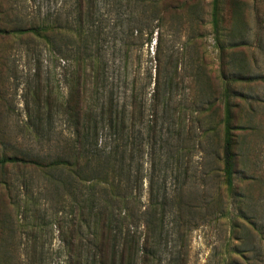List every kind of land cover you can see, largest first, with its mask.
Wrapping results in <instances>:
<instances>
[{
    "label": "rangeland",
    "instance_id": "1",
    "mask_svg": "<svg viewBox=\"0 0 264 264\" xmlns=\"http://www.w3.org/2000/svg\"><path fill=\"white\" fill-rule=\"evenodd\" d=\"M160 1L95 0L86 41L108 89L115 97L125 92V103L133 90L145 109L130 132L135 158L127 163L143 176L140 203L147 204L151 180L158 198L181 197L173 225L196 228L188 242L164 231L161 250L186 251L187 264H264V0H220L217 34L213 0H188L181 14L165 13ZM75 20L74 0H0V159L17 160L0 169V264L66 262L62 235L74 219L75 184L32 162L73 153L63 108L81 45L64 29ZM51 23L60 27L51 43L26 31ZM224 90L240 156L230 198L213 165L222 128L201 135L222 110L199 118L196 112ZM238 209L249 229L234 218ZM232 219L239 226L235 240Z\"/></svg>",
    "mask_w": 264,
    "mask_h": 264
},
{
    "label": "trees",
    "instance_id": "2",
    "mask_svg": "<svg viewBox=\"0 0 264 264\" xmlns=\"http://www.w3.org/2000/svg\"><path fill=\"white\" fill-rule=\"evenodd\" d=\"M74 1L76 20L64 30L67 35L70 32L73 34L81 48L73 59L70 96L63 108L72 131L73 153L68 160L48 164L32 162L43 172L62 171L63 175H67L66 180L75 184L74 219L70 231H64L62 235L65 264H187L186 251H176L174 246L162 251L161 238L168 230L172 237L183 235L188 242L196 225L185 223L174 227L173 224L180 221L176 215L182 209L181 197L158 198L152 180L147 204L140 203L143 176L139 168L127 166V163L131 164L135 158V144L130 132L136 126V121L142 120L145 109L139 106L133 90H129V101L125 103V92L115 97L113 91L108 89L107 78L100 75L99 59L89 55L86 42L89 41V29L96 12L95 0ZM187 1L161 0L160 6L165 13L171 10L181 14ZM219 2L212 1V26L216 34L219 31ZM154 20L161 23L162 18L159 16ZM59 29L56 23H51L26 31L51 43L59 34ZM4 33L0 29V36ZM223 47L219 44L220 50ZM159 95L156 82L154 99H158ZM218 110H222V118L209 124L210 127L201 135L207 137L209 133H217L222 128V146L214 154L213 165L214 172L221 177L220 189L230 198L236 193L235 179L239 174L240 156L227 90H224L221 98L214 97L205 108L196 112L199 118ZM153 111H158V105ZM182 129H186L185 123ZM16 161L2 158L0 169ZM241 182L245 183L247 179L242 178ZM171 216L174 217L172 221ZM234 218L240 220L242 228L249 229L252 225L239 209ZM234 220H231L230 234L235 240V230L239 226L235 225ZM234 253L238 254V260L244 261V253Z\"/></svg>",
    "mask_w": 264,
    "mask_h": 264
}]
</instances>
